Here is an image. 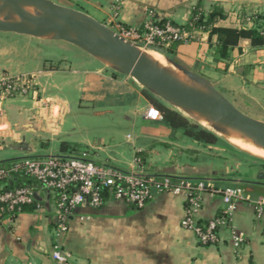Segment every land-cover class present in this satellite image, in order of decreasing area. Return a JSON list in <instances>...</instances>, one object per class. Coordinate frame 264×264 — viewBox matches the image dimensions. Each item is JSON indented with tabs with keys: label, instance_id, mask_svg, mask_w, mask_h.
<instances>
[{
	"label": "crops",
	"instance_id": "obj_1",
	"mask_svg": "<svg viewBox=\"0 0 264 264\" xmlns=\"http://www.w3.org/2000/svg\"><path fill=\"white\" fill-rule=\"evenodd\" d=\"M52 1L101 23L120 19L121 24L135 28L150 19V11L155 13L154 19L184 25L199 6L205 13L214 7L223 9L226 17L218 22V27L242 29L247 19L264 11V0ZM112 9H117L116 18ZM209 36L204 34L195 42L180 45L177 63L201 75L223 96L233 98L237 107H264V49L241 40L228 60L218 61L217 39L210 40ZM66 44L0 32V75L34 74L39 95L38 102L30 97L2 103L12 131L0 137V163L58 155L49 146L59 139L61 144L83 147L76 124L73 129L63 130L68 117L103 118L109 122V129L99 134L96 146L85 151L98 163L131 170L136 169L135 160L140 159L141 166L157 175L209 179L221 188L238 186L253 198L264 197V186L254 184L264 183V178L258 177L264 175L263 163L247 160L241 152L227 146L220 148L208 164L213 166L215 180L199 176L197 165H166L163 150L171 154L173 146L181 151L206 145L180 130L173 131L163 120H147L146 112L153 105L146 95L151 93L105 61L75 46L72 49L73 45L69 44L72 55H66ZM77 49L81 51L79 56ZM175 133L182 137L173 139ZM185 138L192 143L184 142ZM4 145L14 148L6 149ZM41 150L46 152L35 156ZM42 193V210L0 223V264H62L52 258L57 229L53 199ZM223 207L220 196L206 194L200 221L206 223L219 216ZM186 208L184 195L170 193L155 195L142 209L110 198L97 209L81 206L69 218V231L60 239L64 250L72 255L68 264H264V216L257 218L251 204L236 205L232 228L246 237L239 248L233 246L230 228L220 230L219 243L201 245L191 231L181 226Z\"/></svg>",
	"mask_w": 264,
	"mask_h": 264
},
{
	"label": "built area",
	"instance_id": "obj_2",
	"mask_svg": "<svg viewBox=\"0 0 264 264\" xmlns=\"http://www.w3.org/2000/svg\"><path fill=\"white\" fill-rule=\"evenodd\" d=\"M154 15L150 11V19L144 23L142 31L135 27L127 28L121 23L113 30L126 42L159 51H167L173 45L188 44L192 34H206L202 30L184 29L170 22L160 26L155 23ZM35 79L34 74L0 75V137L4 138L5 133L12 131L7 113L1 107L2 103L16 97H31L38 102ZM145 117L154 122L163 120L162 114L154 106L148 108ZM135 163L136 169L123 170L98 163L85 152L80 155L59 154L18 159L7 167H0V223L13 222L24 213V207L36 203L41 192L51 195L57 226L52 258L58 263L68 264L72 255L64 250L60 239L69 231V218L84 205L100 208L106 196L142 209L155 195H184L187 208L181 226L191 231L203 246L219 243L220 230L224 228H230L234 247L239 248L244 244L245 235L232 228L236 205L240 202L251 204L257 218L264 216V197L253 198L241 187L221 188L209 179L157 175L141 166L140 159H136ZM19 177L27 178L34 184L8 188L9 182ZM206 194L220 196L224 207L219 216L203 223L199 217ZM44 207L38 204L37 211Z\"/></svg>",
	"mask_w": 264,
	"mask_h": 264
},
{
	"label": "water",
	"instance_id": "obj_3",
	"mask_svg": "<svg viewBox=\"0 0 264 264\" xmlns=\"http://www.w3.org/2000/svg\"><path fill=\"white\" fill-rule=\"evenodd\" d=\"M26 7L44 12L47 17L35 19L25 10ZM0 12L3 17L0 21L1 33L62 41L73 45L105 61L117 72L133 78L153 96L176 110L192 111L217 125L233 127L264 147L263 121L245 115L206 79L168 59L209 92L194 91L181 85L166 71L155 66L140 51L142 48L126 42L111 27L93 17L52 0H0ZM14 16L18 18L17 22L14 21ZM215 130L219 131L218 128ZM2 143L0 140V144ZM4 148L14 147L4 145ZM254 184L264 186L262 182Z\"/></svg>",
	"mask_w": 264,
	"mask_h": 264
},
{
	"label": "trees",
	"instance_id": "obj_4",
	"mask_svg": "<svg viewBox=\"0 0 264 264\" xmlns=\"http://www.w3.org/2000/svg\"><path fill=\"white\" fill-rule=\"evenodd\" d=\"M225 17V13L220 7H214L212 12L205 13L201 7L196 6L193 9L191 19L186 24L179 26L184 29L202 30L210 35V40L211 38L216 37V55L218 61L228 60L230 58L232 50L239 46L241 40H249L254 48L264 49V11L252 15L250 17L251 25L248 27L245 26L242 29L218 27V22L220 20H224ZM154 20L155 23L160 26H164L168 22L177 26L175 22L170 20ZM122 25L127 28L131 27L125 24ZM142 28L143 27H139V30L142 31ZM177 46L178 45H173L167 51H156L164 54L171 61L177 63L176 59L171 57V55H176L178 48ZM146 96L152 103V105L160 111L163 116V121L172 130H180L188 138L205 145H216L219 142L220 139L215 134L208 130H205V128L201 125L200 127L199 124L197 125L191 123L188 118L184 117L179 112L170 109L154 96L148 93ZM77 150V145H70L68 143H63L61 145V151L64 154L70 151L72 153H75ZM14 162H16V160L1 162L0 167H7ZM33 184L34 183L31 180L19 177L12 179L8 184V188L11 189L15 187L30 186ZM105 198L107 199L108 197L106 196ZM38 204H43L40 199H38L35 204L24 207L23 212L26 213L37 211Z\"/></svg>",
	"mask_w": 264,
	"mask_h": 264
},
{
	"label": "rangeland",
	"instance_id": "obj_5",
	"mask_svg": "<svg viewBox=\"0 0 264 264\" xmlns=\"http://www.w3.org/2000/svg\"><path fill=\"white\" fill-rule=\"evenodd\" d=\"M58 1V0H56ZM59 2V1H58ZM58 4V3H57ZM113 12V18H115V13L117 12V9H112ZM108 20V19H107ZM112 20V23L109 22ZM248 23H245L243 26H250L251 25V21L250 19H247ZM120 19H109L108 21L104 20V24L108 25L109 27H111L112 29H116V25H118L120 23ZM239 24V23H238ZM208 34V33H206ZM202 34H197V35H191V39H189L188 44L195 42L196 40H198L200 38ZM204 35V34H203ZM67 45V44H66ZM180 45H178L177 47H179ZM68 50L66 53V55L70 56L72 55V53L70 52V46L69 44L67 45ZM72 49H75L74 46ZM144 49V48H142ZM144 50H152L155 51L153 49H144ZM78 53V56L81 55V51L80 50H75ZM79 51V52H78ZM160 53V52H158ZM162 54V53H161ZM164 55V54H163ZM165 56V55H164ZM172 58L176 59V55H171ZM167 59H169L168 57H166ZM170 60V59H169ZM30 74V73H29ZM201 76V75H200ZM202 77V76H201ZM153 95V94H152ZM224 97H226V99H228L234 106H236V108H239V110H243L241 112H243L245 115L263 121L264 122V107H261L259 105H257V107L253 108V109H247L244 110L241 107H237V105H235V100L233 98H230L228 95L224 94ZM14 99H23V97H16V98H12L9 99L5 102V104H8V102L10 100H14ZM159 101H161L164 105H166L167 107H169L172 110L177 111L174 107L169 106L167 104H165V102H163L162 100H160L159 98H157ZM31 104V102H29ZM185 117V116H184ZM189 121L193 124H197L195 123L193 120L189 119ZM73 124H76V133L80 135L81 139L83 140V142L85 143V145H83V147L78 146V150L75 153H72L71 151L66 153V155H80L82 153H84L85 151L88 152V148L94 147L96 146L95 144V140L99 138V134L102 131H106L107 129H109V122L106 119L100 118V119H96L95 117H89L86 118L84 116L81 117H73L70 116L68 117L63 130L67 131L69 128L73 129ZM174 131V130H173ZM213 133V131H211ZM215 134V133H213ZM220 140L219 142L214 146L212 145V148H208V145H206V147H200L195 145L194 150H187V148L182 149L180 151V149L178 150L175 146L171 147V154L170 151H166L163 150L165 152V154L163 155V160L167 161L166 165L171 166V165H197L196 167V172L199 174V176H201L202 178H211L213 180H215L216 178L212 175V171H214V169L212 168L213 166H209V162H212V160H214V155L218 154V150H220V148L222 149V147H230L231 149H233L236 153L241 152L240 154H243V156L247 159V160H254L260 163H264V160L257 158L255 156L249 155L245 152H242L238 149H236L235 147L231 146L226 140H224L223 138L219 137L217 134H215ZM182 136L179 134H174V136L172 137L173 139H180ZM61 139H59V141L55 140L52 141L50 143L49 146V150L55 152L56 154H62L61 150L59 149L61 144ZM192 140L189 139H184V142H188V143H192ZM95 144V145H94ZM73 145V144H71ZM75 145V144H74ZM88 145V147H87ZM182 145V143H181ZM91 150V149H90ZM196 150V151H195ZM179 151L181 152V155L179 154ZM46 151H39L35 156H41L42 154H44ZM58 152V153H57ZM8 154V153H7ZM1 155V154H0ZM247 155V156H246ZM252 157V158H250ZM148 161V159H147ZM259 165V164H258ZM260 166V165H259ZM262 167H264L263 165H261ZM245 169V168H244ZM126 170V169H124ZM258 177H263L262 174H260ZM215 182V181H214ZM215 184H217L215 182ZM42 195H44V193H42Z\"/></svg>",
	"mask_w": 264,
	"mask_h": 264
},
{
	"label": "bare ground",
	"instance_id": "obj_6",
	"mask_svg": "<svg viewBox=\"0 0 264 264\" xmlns=\"http://www.w3.org/2000/svg\"><path fill=\"white\" fill-rule=\"evenodd\" d=\"M25 10L35 19H44L45 17H47L46 13L38 12L30 7H26ZM2 19L3 17L0 12V21H2ZM14 21H18V18L15 16ZM140 51L144 53L155 66L166 71L172 78H174L178 83L185 86L186 88L199 92H209L206 87L191 80L182 70L174 66L161 53L143 49ZM177 112H179L186 118L193 120L195 123L201 125L205 129L213 131V133L226 140L231 146L235 147L236 149L264 160V147L251 140L247 135L240 133L235 128L217 125L216 123H213L203 116L192 111H183L177 109ZM216 128H218L219 131L215 130Z\"/></svg>",
	"mask_w": 264,
	"mask_h": 264
}]
</instances>
